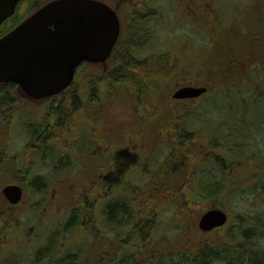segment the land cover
I'll use <instances>...</instances> for the list:
<instances>
[{
	"label": "trees",
	"instance_id": "trees-1",
	"mask_svg": "<svg viewBox=\"0 0 264 264\" xmlns=\"http://www.w3.org/2000/svg\"><path fill=\"white\" fill-rule=\"evenodd\" d=\"M131 2L121 6V38L114 46L109 68L92 73L90 83L109 89L112 104L122 101L137 121H159L162 161L154 166L158 158H150L152 163L146 166L145 162L139 171H115L110 182L97 169L76 167L71 157H59L52 163L54 169L48 173L52 172L53 177L51 173L41 176L35 172L24 180L21 176L32 172L25 163L19 177L15 174L5 181L19 182L25 190L39 191L48 190L46 186L52 184L59 195L56 202L46 205V211L40 216L41 223L37 220L38 227L29 225L30 217L38 213H33L28 203L19 204L20 211L0 199V264H264V244L251 241L257 224L264 230V220L251 216L249 221L254 226H247L249 221H246L245 225L237 226L238 230L228 227L227 220L223 226L201 231L187 219L191 216L197 220L207 205L219 206L217 196L223 195L232 203V198L255 194L264 187L261 182L264 146L255 144V137L264 132V79L259 83L264 65L254 61L251 52L244 59L228 55L227 68L239 82L230 86L222 79V71L226 69L216 68L217 82L221 85L213 86H221V90L200 104L211 105L216 95L223 101L213 104L225 108L226 112L190 130L187 125L197 118L196 112L190 107L181 111L168 94L169 88L188 84L185 67L177 63L180 62L177 55L151 48L154 36L147 30L157 10L149 9L148 0ZM19 20L14 15L5 19L0 25V36ZM6 21L12 22L9 29L3 28ZM162 25L167 28L166 24ZM217 37L216 28V33L210 34L207 40L213 44ZM208 47L211 50L209 43ZM255 69L257 74L253 75ZM253 86H258L256 95ZM231 97L244 110L234 111V105L229 103ZM194 99H190L192 103ZM253 100L260 101L257 121L246 115V103ZM10 101L7 84H0V109H6ZM2 141L0 176L11 174L5 166L12 160ZM40 158L36 156V160ZM135 174L149 178L148 184L151 183L137 180L131 185L129 180ZM166 174L168 180L171 176L170 182L154 187L153 179L156 177L162 183ZM74 197L76 200L71 202ZM167 210L172 212L169 218H163ZM243 217L241 212L240 219ZM162 228L170 232L161 241ZM192 230L200 236H214L198 239L191 247L185 238ZM186 249H189L188 255L183 254Z\"/></svg>",
	"mask_w": 264,
	"mask_h": 264
},
{
	"label": "rangeland",
	"instance_id": "rangeland-1",
	"mask_svg": "<svg viewBox=\"0 0 264 264\" xmlns=\"http://www.w3.org/2000/svg\"><path fill=\"white\" fill-rule=\"evenodd\" d=\"M46 1L48 0H20L16 6L15 12L13 13L14 19H22L26 17ZM105 1L119 8V12H121L120 6L125 4L128 5L129 3H132L131 1L133 0ZM128 1L130 2L128 3ZM147 6H149V9L157 10L155 15L152 17L154 21L149 24L150 29L148 28L149 30H147L152 32L150 34L154 36L151 38L152 50L154 49L155 51V49H159V52H170V56L172 54L174 56L177 55L176 57L180 61L177 63L185 67L184 73L187 78L186 83L192 85H206L209 88L207 92L199 97H196L193 100V103L190 99H176L175 104L181 111L190 107L196 112L197 118H193V120L191 119L188 122V128L190 130H195L202 126L201 122L209 120V118H220L221 113L224 111L226 112V109L220 108L218 105L215 106L213 103L220 104L223 101V98L216 95L213 96L214 99H212L211 105L208 106L200 105L201 101L207 99L206 97H209L212 93H216L221 90V86H218L217 88L213 86L218 83L216 68L220 67L223 70L226 69V72L222 71V79L227 80L230 86H232L234 82H239V78L234 74V72H231V70L227 68L226 60L231 55L235 54L233 56L235 59H244L246 56H249V53L251 52V57L256 62L260 65L264 63V0H148ZM163 23L167 25V28L162 25ZM11 24V21H6L3 28L9 29ZM214 26L218 30V37L215 39V43L210 44L207 37H210V34H213L214 31L216 33V28ZM207 42L209 43L211 50H209ZM168 46H170L169 50H167ZM208 51L210 52L208 53ZM207 65L213 72H215V76H213V73L209 71V67ZM97 71L98 68L94 66L92 73L96 74ZM256 72L257 70L255 69L253 71V75H256ZM214 77L217 80H215ZM263 79L264 72L261 73L259 83L263 82ZM244 83L245 82L242 83L241 81V84ZM218 85L221 84L218 83ZM174 89L175 88L173 87L169 88L168 94L171 95ZM252 91L254 92V95H256L259 91L258 86H253ZM241 93L246 96L244 92ZM229 99L231 100L229 103L232 104V106L234 105L233 110L241 112V109H243L242 106H240L241 103L237 102L232 97ZM259 104V100L248 101L246 103V115L251 120L257 121L259 117L257 105ZM205 107L207 108L205 109ZM130 120L134 119L132 118L130 109L126 104L122 101H116L111 104L110 121L113 127H116L119 123L123 125V127L126 125L129 126L130 124L128 123ZM263 134L264 132L261 131L255 137L256 145L264 146ZM21 146V143H17V146L14 147V153L21 154ZM18 156L22 157V159ZM23 157L24 156L22 155H17L16 158L9 160L11 170L6 171H10L13 174L20 176V168L24 164ZM157 158L158 160H155L154 166L158 165L162 161V155H159ZM154 166H151V169H153ZM1 172L2 170L0 169V173ZM4 172L5 171H3V173ZM35 172H38L41 176H47L51 173V176L53 177V173H48V170L44 167H38V170L32 171L31 175L27 173L21 177H24V180H28ZM12 173H6L1 177L0 181H3V183L0 185V188L3 184L7 183L5 180L14 177ZM168 176V174L165 175L162 179V183H159V180L155 177V180L153 179L154 187L159 188L163 183L170 182L171 176L169 177V180L166 178ZM131 179L132 180L129 181H131V185H133V182L137 180V182L143 184H146L145 182H147L148 184L149 178L142 176L139 177L138 174H135L131 176ZM261 179L262 184H264V176H261ZM46 187L48 190L39 191L35 188H28L24 190L22 202L26 204L28 203L33 213H38L36 216L30 217L29 225L32 224L38 227L39 223L37 220L41 223L40 216L42 212L46 211V205L51 201L56 202L57 196L59 195L57 188L52 184L47 185ZM0 199L2 200L1 202L7 203L1 192ZM75 200L76 198L74 197L71 202H74ZM215 200L221 203L218 207L223 208L227 212L229 218L227 219L228 227L233 230H238L237 226L249 221V219L251 221V216L264 220V187L260 188L255 194L251 193L245 196L240 195L238 198H232V203H229L228 199L223 195L217 196ZM22 202L20 204H23ZM21 207L22 205L19 206V204L11 206V208H16L20 211ZM207 208H209L208 205L206 206V209ZM171 212V210L165 211L163 218H169L168 215L171 214ZM241 212L245 215L243 219H240ZM44 215L45 214L43 213V216ZM187 219L191 226L197 227L196 219L194 220L191 216H187ZM250 221L247 226H254V224ZM258 225L259 224H257V226L253 229L255 237L251 241H255L259 245H262L264 244V230L260 229ZM169 232L170 229L162 228L160 240L162 241L164 239L162 236H165ZM208 236H200L199 233L192 230L190 234L186 236L185 240H188L192 247L198 239H205ZM210 236L213 237L214 235ZM179 244L181 246L184 245L183 241H179ZM168 253L169 252H167V254ZM183 254L188 255L189 249H186V251L183 250ZM7 258L8 256L4 259ZM44 260L45 259L42 258V261Z\"/></svg>",
	"mask_w": 264,
	"mask_h": 264
},
{
	"label": "flooded vegetation",
	"instance_id": "flooded-vegetation-1",
	"mask_svg": "<svg viewBox=\"0 0 264 264\" xmlns=\"http://www.w3.org/2000/svg\"><path fill=\"white\" fill-rule=\"evenodd\" d=\"M100 1L108 4L118 17L119 33L115 46L121 38V12L107 1ZM114 46L104 61L81 62L71 83L48 96L35 98L16 82H0L7 84L11 97L8 107L0 109V141L3 140L7 146L11 159L22 155L28 170L37 171L38 167H44L53 171L52 163L59 157H71L76 167L82 166L90 171L97 169L105 173L110 182L113 172L139 171L145 167V162L146 166L148 162L152 163L150 158L159 156V121H137L132 116L134 120H130L129 126L123 127L119 123L113 127L110 121V90L104 89L101 84L90 83L94 66L99 71L109 68ZM17 143L22 145L21 154L14 153ZM38 155L42 158L36 160ZM5 167L11 169L9 161ZM11 183L18 184L22 189L21 198L16 203H10L1 191L3 186ZM24 190L19 182H7L0 188L9 206L23 201Z\"/></svg>",
	"mask_w": 264,
	"mask_h": 264
},
{
	"label": "water",
	"instance_id": "water-1",
	"mask_svg": "<svg viewBox=\"0 0 264 264\" xmlns=\"http://www.w3.org/2000/svg\"><path fill=\"white\" fill-rule=\"evenodd\" d=\"M20 0H0V25L13 15ZM119 33L115 11L100 0H48L0 36V82H16L27 94L40 98L69 85L81 62L104 61ZM205 85L176 87L175 99L196 98ZM10 203L20 200L18 184L1 189ZM227 212L205 209L197 219L201 231L223 226Z\"/></svg>",
	"mask_w": 264,
	"mask_h": 264
}]
</instances>
